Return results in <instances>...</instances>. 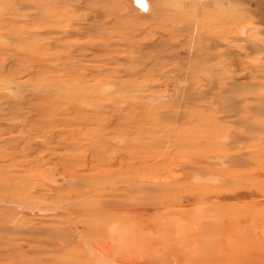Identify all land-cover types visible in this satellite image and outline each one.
Segmentation results:
<instances>
[{"label": "rangeland", "instance_id": "1", "mask_svg": "<svg viewBox=\"0 0 264 264\" xmlns=\"http://www.w3.org/2000/svg\"><path fill=\"white\" fill-rule=\"evenodd\" d=\"M143 2L0 0V264H264V0Z\"/></svg>", "mask_w": 264, "mask_h": 264}, {"label": "bare ground", "instance_id": "2", "mask_svg": "<svg viewBox=\"0 0 264 264\" xmlns=\"http://www.w3.org/2000/svg\"><path fill=\"white\" fill-rule=\"evenodd\" d=\"M139 1H142V3H143V6L145 7V3L143 2V0H136V2H139ZM146 2V5H147V7L149 6L148 5V2L147 1H145ZM180 3V2H179ZM170 175V174H169ZM172 176H173V174H172ZM176 177V176H175ZM180 177H181V175H180ZM175 179V178H174ZM168 180V179H167ZM153 182H154V179H153ZM41 204V203H40ZM42 205V204H41ZM20 208V207H19ZM24 208V207H23ZM36 208H38L37 206H36ZM44 209H47V210H50L51 208L50 207H44L43 208V210ZM42 210V211H43ZM170 209H168L167 211H166V213L169 211ZM51 211V210H50ZM49 211V212H50ZM183 211V210H182ZM87 212V211H86ZM165 212V211H164ZM120 213V212H119ZM126 214V213H125ZM120 215H122L121 213H120ZM198 225V224H197ZM196 226V225H195ZM192 226H190V228H191ZM194 227V226H193ZM196 228V227H195ZM109 229V228H108ZM112 230V229H111ZM127 231V230H126ZM198 231V230H197ZM111 234V231H110V233H109V235ZM125 234H126V232H125ZM111 236H112V234H111ZM112 238V237H111ZM122 238V237H121ZM123 239V238H122ZM119 240V239H118ZM124 240V239H123ZM79 241V240H78ZM86 241V240H85ZM84 241V242H85ZM90 240H88V242H89ZM117 241V240H116ZM121 241V240H120ZM93 242H94V240H93ZM92 242H90V244H91ZM96 242H94V244H95ZM107 243V242H106ZM113 243V242H112ZM87 244H89V243H87ZM87 244H85V245H87ZM93 244V243H92ZM118 244H120L119 242H118ZM80 247H81V245H79ZM95 246V245H94ZM113 246H114V243H113ZM131 246V245H130ZM87 247H90L89 249H92L91 248V246H88L87 245ZM116 247V246H115ZM118 247V246H117ZM82 248H84L83 246H82ZM95 248H96V246H95ZM120 248L121 249H123L122 248V246L120 245ZM79 249V248H78ZM81 249V248H80ZM87 249V248H86ZM114 248L112 247V246H110L109 245V243H107V244H99L98 243V246H97V250L96 249H94V251L93 252H95V250H96V252H97V255L95 254V253H93V254H95L96 256H97V258H98V260H97V262L99 263V264H135L137 261H136V259H135V263H133L132 261H129V259H128V262L124 259V257H118V256H112V254H110L111 253V251L113 250ZM131 249V248H130ZM185 250V249H184ZM187 250H189L188 248L185 250V251H187ZM82 251V250H81ZM83 251H85V249L83 250ZM82 251V252H83ZM92 252V250H89V252ZM130 251V250H129ZM82 252H80V253H82ZM118 252H120V251H118ZM188 252V251H187ZM85 253V252H84ZM88 254V251H87V253H86V255ZM90 254V253H89ZM80 255V254H79ZM78 255V256H79ZM82 255H83V253H82ZM94 255V256H95ZM169 255L170 254H168L167 256H165V257H169ZM92 256V255H91ZM122 256V255H121ZM126 256V255H125ZM156 257V256H155ZM88 258V257H87ZM86 258V259H87ZM125 258H127V257H125ZM136 258V257H135ZM190 258V257H189ZM92 259H94V258H92ZM131 259V258H130ZM138 260V259H137ZM156 261V260H155ZM166 261V260H165ZM185 261H187V258H186V260ZM188 262V261H187ZM189 263V262H188ZM146 264V263H145Z\"/></svg>", "mask_w": 264, "mask_h": 264}]
</instances>
